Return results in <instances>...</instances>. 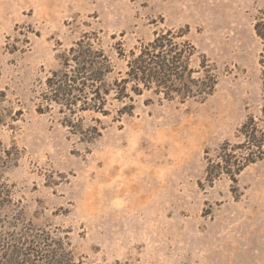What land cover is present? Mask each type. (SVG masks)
<instances>
[{
  "label": "rangeland",
  "instance_id": "obj_1",
  "mask_svg": "<svg viewBox=\"0 0 264 264\" xmlns=\"http://www.w3.org/2000/svg\"><path fill=\"white\" fill-rule=\"evenodd\" d=\"M257 24L264 0H0V264H264ZM157 39L183 94L129 78Z\"/></svg>",
  "mask_w": 264,
  "mask_h": 264
},
{
  "label": "trees",
  "instance_id": "obj_2",
  "mask_svg": "<svg viewBox=\"0 0 264 264\" xmlns=\"http://www.w3.org/2000/svg\"><path fill=\"white\" fill-rule=\"evenodd\" d=\"M255 32L264 45V26L262 24H257ZM169 46L171 48L173 47L172 45ZM164 47L160 44V40L157 39L153 44L144 48L139 55L129 63V78L137 84L141 83L148 85V83L154 82L175 86L173 91L178 94H183L184 91L180 88L178 83L181 80L180 78H182L181 72L188 68L187 62L186 66H184L180 52L174 53V51L170 50L165 53L162 50ZM159 51H161V53H157ZM169 53H171V55H169ZM210 78L212 81L214 80V76L210 75ZM262 112L264 115V105ZM231 159L232 158H228L226 160V166L230 165Z\"/></svg>",
  "mask_w": 264,
  "mask_h": 264
}]
</instances>
